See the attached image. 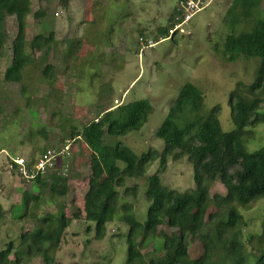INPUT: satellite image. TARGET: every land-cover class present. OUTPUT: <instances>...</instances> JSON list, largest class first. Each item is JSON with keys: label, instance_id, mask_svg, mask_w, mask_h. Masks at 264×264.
<instances>
[{"label": "rangeland", "instance_id": "rangeland-1", "mask_svg": "<svg viewBox=\"0 0 264 264\" xmlns=\"http://www.w3.org/2000/svg\"><path fill=\"white\" fill-rule=\"evenodd\" d=\"M180 1L32 0V12L26 21L27 39L31 41L38 34L49 36L51 32L55 38L50 55L36 52V60L27 68L21 83L4 79L12 63L10 43L17 33L16 18H8L10 41L0 55V202L5 208V219L0 224V251L10 241L18 243L23 230L38 231L42 217L57 213L64 206L68 216L74 217L75 213L80 216L74 217L66 230L54 264H127L129 226L116 219L108 224L106 239L99 241L95 239L94 224L85 222V195L94 178L92 152L82 139L71 137L73 130L81 129L105 110L114 108L115 99L123 103L147 99L154 107L141 130L108 138L107 143L122 141L137 154L150 149L163 151L164 142L156 131L188 82L199 86L205 95L203 114L220 105L223 129L235 128L230 93L239 82L250 85L254 81L260 60L243 58L227 62L216 50V44L222 47L226 36L233 31L225 20L233 0H213L184 25L185 34L171 30L168 37L162 33L176 20ZM38 11L47 14L36 17ZM256 17H264V0ZM250 25L248 22L241 27L250 29ZM48 64L56 68L52 80L44 75ZM41 128L48 131L49 138L37 134ZM67 145L70 154L62 156L60 166L47 174L50 176L58 170L64 175V169H68L64 175L68 178L67 196L52 197L45 189L41 201L31 202L26 208L23 197L29 191H36L37 186L34 181L27 182L8 170V154L34 162L44 150L60 151ZM247 145L251 151L264 145V124L254 128V137ZM154 174L171 189L184 192L196 187L193 164L187 156L181 160L170 158L166 167H161L159 160L152 163L143 178L127 181L130 187L136 184L140 187L137 198L130 201L142 222L147 219L150 206L145 194L147 182ZM211 189L213 194L226 193L220 182ZM210 209L220 219H227L231 213L230 208L223 206L212 205ZM26 212V217L20 218ZM242 212L248 222L244 238L261 233L264 200ZM156 242L145 244L140 238L139 247L146 255L151 254ZM201 251L199 242L191 244L193 257ZM216 254L226 256L221 245ZM257 254L258 251L246 246L249 264L256 263ZM27 264L45 262L37 257Z\"/></svg>", "mask_w": 264, "mask_h": 264}, {"label": "trees", "instance_id": "trees-1", "mask_svg": "<svg viewBox=\"0 0 264 264\" xmlns=\"http://www.w3.org/2000/svg\"><path fill=\"white\" fill-rule=\"evenodd\" d=\"M262 2L233 0L225 19L233 31L226 36L222 47L215 46L227 62L243 58L260 60L254 81L250 85L239 82L230 93L233 130L223 129L220 105L203 114L205 95L199 86L188 82L156 131L164 142L163 151L150 149L137 154L122 141L107 143L111 136H125L143 128L154 110L147 99L116 105L72 131L71 137L82 139L92 152L94 178L85 195V222L94 224L95 239L102 241L108 235L110 222L124 221L129 226L127 264H229L228 259L232 264H249L247 245L258 251L255 264H264V228L245 239L248 222L242 212L264 200V145L253 151L247 145L254 137V128L264 124V17H256ZM31 12L32 0H0V55L10 41L8 18L13 16L17 22V33L10 43L12 63L4 75L7 82L24 81L27 68L36 60V52L48 56L53 50L54 32L49 36L35 35L31 41L27 39L26 21ZM46 14L38 11L36 17L43 18ZM248 22L252 25L250 29L241 27ZM174 26L175 20L162 33L169 37ZM55 70L54 65L48 64L45 77L52 80ZM37 134L49 138L44 128ZM186 156L193 164L196 187L181 192L167 187L158 174L150 176L145 193L150 206L147 219L140 221L130 201L137 198L140 187L137 184L130 187L127 181L143 178L149 166L158 160L161 167H166L170 158L181 160ZM45 176L39 175L34 180L36 191H29L23 197L26 208L31 202L39 203L45 189L52 197L67 196V177L58 170ZM216 182L224 186L225 194L212 193ZM212 205L228 207L231 213L227 219H220L211 211ZM26 215L27 212L20 218ZM79 216L74 214L75 218ZM74 217L67 215L64 206L57 213L45 215L38 231L23 230L18 243L15 240L7 243L0 251V264H27L37 257L45 264H54L55 254ZM4 219L5 208L0 202V224ZM88 231H92V226ZM140 238L145 244L157 241L154 253L142 252ZM195 242L201 244L202 251L193 257L191 244ZM218 245L226 256L216 254Z\"/></svg>", "mask_w": 264, "mask_h": 264}, {"label": "built area", "instance_id": "built-area-1", "mask_svg": "<svg viewBox=\"0 0 264 264\" xmlns=\"http://www.w3.org/2000/svg\"><path fill=\"white\" fill-rule=\"evenodd\" d=\"M213 0H181L178 8L177 17L173 32L180 31L185 34L184 25L188 24L194 16L212 4ZM58 15V13H57ZM155 46L151 43L150 47ZM116 105H120L121 101L115 99ZM70 146L63 147L60 151L48 149L44 151L34 162H30L24 157L8 154V170L16 172L27 182L34 181L39 175H47L49 172L60 166L61 157L70 154ZM63 166V165H62ZM68 169H64L66 176Z\"/></svg>", "mask_w": 264, "mask_h": 264}, {"label": "clouds", "instance_id": "clouds-1", "mask_svg": "<svg viewBox=\"0 0 264 264\" xmlns=\"http://www.w3.org/2000/svg\"><path fill=\"white\" fill-rule=\"evenodd\" d=\"M173 30V29H172ZM177 32V31H176ZM175 33V32H174ZM162 39H164L163 37H162ZM157 44V42L155 43V45ZM119 100V99H118ZM123 102H121V104H122Z\"/></svg>", "mask_w": 264, "mask_h": 264}]
</instances>
